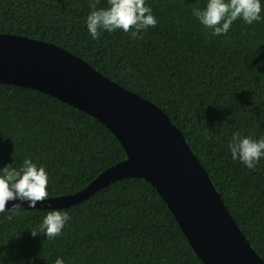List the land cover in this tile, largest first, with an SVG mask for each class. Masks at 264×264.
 Returning <instances> with one entry per match:
<instances>
[{"label":"trees","instance_id":"16d2710c","mask_svg":"<svg viewBox=\"0 0 264 264\" xmlns=\"http://www.w3.org/2000/svg\"><path fill=\"white\" fill-rule=\"evenodd\" d=\"M90 0H0V32L63 46L102 74L160 106L205 167L232 217L264 259V158L255 170L233 161V131L264 135V20L233 22L212 36L192 15L205 0H146L157 24L134 38L93 39ZM99 0L97 7H105ZM264 15V12H262ZM26 156L45 165L48 197L83 188L125 157L99 119L46 92L0 81V166ZM71 219L48 239L49 208L0 213L6 264H204L156 188L139 176L110 182L59 208ZM11 216V218H9Z\"/></svg>","mask_w":264,"mask_h":264},{"label":"water","instance_id":"95a60500","mask_svg":"<svg viewBox=\"0 0 264 264\" xmlns=\"http://www.w3.org/2000/svg\"><path fill=\"white\" fill-rule=\"evenodd\" d=\"M0 81L46 92L91 114L125 150L122 160L83 188L38 201L37 207H66L112 181L139 176L156 188L204 264H264L186 138L160 106L63 46L12 33L0 32ZM23 207L28 208L26 202Z\"/></svg>","mask_w":264,"mask_h":264},{"label":"clouds","instance_id":"9594fccd","mask_svg":"<svg viewBox=\"0 0 264 264\" xmlns=\"http://www.w3.org/2000/svg\"><path fill=\"white\" fill-rule=\"evenodd\" d=\"M99 0H90V12L85 24L89 35L95 40L107 31L109 33L122 30L130 32L134 38L143 35L142 30L157 24L150 5L146 0H107L105 7H97ZM264 0H205L202 7H193L192 15L200 25L210 30L212 36L227 34L233 22L242 20L245 25L264 20ZM227 150L233 161H239L248 169L255 170L264 158V135L259 137L251 133L244 134L237 130L231 133ZM49 173L44 164L26 156L22 163L15 166L11 163L0 166V213L5 212L6 204L12 202V213H18L24 208L37 207L38 201L48 198ZM11 218V216H9ZM71 219L68 211L49 207L43 216L39 231H31L35 236L42 233L48 239L62 234L66 223ZM0 264L6 261L0 256ZM55 264H66L58 257Z\"/></svg>","mask_w":264,"mask_h":264}]
</instances>
